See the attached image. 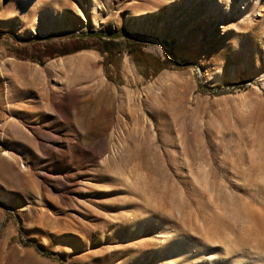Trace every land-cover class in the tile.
Masks as SVG:
<instances>
[{"label":"rangeland","instance_id":"374dc122","mask_svg":"<svg viewBox=\"0 0 264 264\" xmlns=\"http://www.w3.org/2000/svg\"><path fill=\"white\" fill-rule=\"evenodd\" d=\"M65 1L0 0V264H264V0Z\"/></svg>","mask_w":264,"mask_h":264},{"label":"bare ground","instance_id":"6f19581e","mask_svg":"<svg viewBox=\"0 0 264 264\" xmlns=\"http://www.w3.org/2000/svg\"><path fill=\"white\" fill-rule=\"evenodd\" d=\"M30 1L33 3L34 6H38V4H39V5H42V6H53L54 9H52V10H53V11H56L57 8H58V6H59L60 4H62V2H64L65 0H59L60 2L57 1V0H30ZM65 2H66V1H65ZM65 2H64V3H65ZM33 5H31L30 7H31V8H34ZM62 6H63V5H62ZM88 6H90L89 11H90V13H91L92 18H93L95 21H97L98 18H100V16H101L104 12L108 11L107 8H106V6H105L104 4L99 3L97 0H90ZM30 7H29V8H30ZM64 7H65V4H64ZM38 8H39V7H38ZM58 9H59V8H58ZM28 12H29V11H28ZM26 23H27V22H26ZM3 70H8V69H6V67H3ZM60 84H61V83H60ZM4 154L6 155V153H4Z\"/></svg>","mask_w":264,"mask_h":264},{"label":"trees","instance_id":"16d2710c","mask_svg":"<svg viewBox=\"0 0 264 264\" xmlns=\"http://www.w3.org/2000/svg\"><path fill=\"white\" fill-rule=\"evenodd\" d=\"M120 35L119 34H116V33H113V34H111V33H105V34H103V35H101V37L102 38H107L108 40H115V39H117L118 37H119ZM116 48V49H118L117 48V45H115V44H113V43H104V49H100L99 51L102 53V55L103 54H106V53H108L109 54V52H110V48ZM131 54H132V52H130ZM135 61L137 62V64L138 63H141V61L140 60H137V59H135ZM155 62H156V65L157 66H160V63L155 59ZM157 72H159V69L157 70ZM37 250H39V248L37 247V246H34ZM43 255H45V256H47V257H49V258H51L52 257V254L51 253H48V252H43Z\"/></svg>","mask_w":264,"mask_h":264}]
</instances>
